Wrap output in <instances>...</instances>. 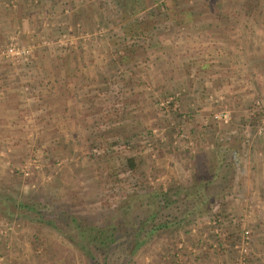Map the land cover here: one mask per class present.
<instances>
[{
  "label": "rangeland",
  "instance_id": "rangeland-1",
  "mask_svg": "<svg viewBox=\"0 0 264 264\" xmlns=\"http://www.w3.org/2000/svg\"><path fill=\"white\" fill-rule=\"evenodd\" d=\"M19 1L0 0V4L4 2L8 6L18 5ZM25 1L29 5L36 4L37 8L42 6V0ZM65 4L69 5L66 6L69 13L72 9L75 12L77 5L81 13H88V23L93 29L89 32L81 31L82 21L78 20L73 31L70 29L45 35L35 43L20 44L10 40L1 44L0 50L14 43L31 47V56L27 62H10L1 57L0 61L22 65L33 61L36 46L65 48L73 46L74 42L77 45L85 40H93L95 48L100 50L97 58L105 62L110 70L105 89L108 95L100 92L102 102L94 120L93 131L88 134V138L84 135L85 141H80L75 148H56L60 142L53 144V140L52 144L47 141L45 147L42 146L43 142L41 145L38 142H27L23 150L14 152L13 159L9 150L0 155V196L9 201L33 200L40 214L26 211L29 217H25L6 214V211L0 210V264H91L89 256L80 246L79 242L83 241L76 237L75 227L71 224L69 228L59 226L58 223L57 226L52 225L56 223H51L52 220L57 221L56 216L62 217L64 213L100 225L111 220L113 223L124 222L131 226L146 218L145 228L160 222L170 223L152 234L134 254L126 253L124 243L127 239L123 235L118 237L119 243L106 255L104 249L93 253L105 264H182L184 246L181 243L192 227L197 228L203 222L207 227L214 226L217 231L222 228L220 233L226 239L235 235L230 240L231 248H227L230 264H236L243 257L238 245L242 242L243 232L248 229L250 239L245 264H249L253 243V231L249 224L254 219L251 212L255 208L252 206L254 198L247 195L241 199L243 208L249 211L245 212L243 209L241 213L226 215L227 210L223 208L230 203L232 197L225 190L231 180L224 179L222 175L228 173L224 170L228 169L225 161L232 159L231 153L236 157V165L240 166L243 159L252 156L251 146L254 151L262 150L254 146L264 141V130L257 132L264 117V101L257 96L245 110L236 112L231 110L225 98L220 100L209 94L204 101L213 106L210 119L216 124L218 133H203L199 149L192 142V145H187L182 151L181 148L184 147L178 143L175 151L179 153L177 158L180 164L172 174L164 142L167 138V125L173 123L175 126L179 115L180 119L186 120V117H182L183 113L179 112L178 99L155 93V90L150 91L148 86H143V90L138 91L144 97H151L145 98L149 103L147 110L143 108V115L138 123L131 121L130 117L133 118L135 110L127 105V101L131 100L134 86L127 84L128 79L126 80L124 73L127 74L125 70L132 68L118 65L123 60L140 63H148L150 60L154 64L163 63L165 67L164 62H169L170 59L167 57L169 45L162 43L167 37L166 33L169 30L173 33V36H169L171 40L181 38L182 28L191 25L194 27L198 22L195 19L189 25L187 21L190 20L181 17V14L178 18H172V14L181 13L184 9L194 13L201 8L213 10L214 3L195 0H61V5ZM252 5L255 4L250 7ZM66 7H62L64 14H68ZM103 15L105 16L101 20ZM260 21H256L254 26H259ZM167 27L169 29L165 31ZM63 34H66V41L58 43L57 40ZM239 39L243 41L242 44H245L246 39L250 43L248 47L244 45L245 48H241L243 52L238 53L241 60L238 59L237 63H241L236 68L240 79L243 77L241 73L250 70V66H245L244 62L255 63L252 60L256 54L264 55V35H241ZM176 52L180 55L179 66L185 71L184 74L178 72V78L183 75L191 83L201 81L198 76L199 66L196 65L201 51L179 49ZM257 60L264 62V59ZM255 76L253 74V78ZM257 76L262 81L259 74ZM147 83L145 81L143 85H148ZM183 88L184 86L178 91V95L186 91ZM24 91L37 93L28 85H25ZM164 101H169L168 108L161 105ZM217 103L218 109L214 110ZM223 103L228 106L230 117L228 120L215 119L214 113L220 111ZM232 112L236 113L232 115ZM150 122L154 126L148 124ZM174 132L184 138L183 130ZM227 148H232V152H226ZM219 151L224 155L221 159L224 162L218 164L215 161L213 164L212 160L221 155ZM194 157L197 161L201 160L203 167L201 165L200 169L187 165L183 169L182 162L188 159L187 162L191 160L193 164ZM128 158H134V169L129 168ZM235 167V172H239V167ZM24 168H28V175L24 174ZM184 171H187V177H182ZM220 192L222 195L217 196ZM228 225L233 229H229Z\"/></svg>",
  "mask_w": 264,
  "mask_h": 264
},
{
  "label": "crops",
  "instance_id": "crops-1",
  "mask_svg": "<svg viewBox=\"0 0 264 264\" xmlns=\"http://www.w3.org/2000/svg\"><path fill=\"white\" fill-rule=\"evenodd\" d=\"M195 1L214 3L213 10L201 8L194 13L184 9L181 13L172 14V18H178L181 14V17L190 20L187 21L189 25L193 24L195 19L198 22L194 27L191 25L182 28L181 38L171 40L169 36H173V33L170 30L166 33L167 37L162 43L169 45L170 52L167 57L170 59L169 62H164L165 67L163 63L154 64L150 63V60L148 63L126 60L118 63L123 68H132L125 70L127 74L124 73L126 80L128 79L127 84L134 86L131 100L127 101V105L136 111H133L131 121L138 123L143 115V108L147 110L148 102L145 98L151 97H144L142 92H139L143 90V86H148L150 91L155 90V93L178 99L179 112L183 113L182 117H186V120L180 119L179 115L178 120L177 118L175 120V126L171 121V125L166 127L167 138L164 142L172 174L180 164L177 158L179 153L175 151L178 143L184 147L181 148L182 151L187 145H192V142L196 149H199L203 133H218L216 124L210 119L213 106L204 101L209 94L216 98H225L231 110L236 112L245 110L257 96L264 101V62L257 60L264 59V55L256 54L252 60L255 63L244 62L245 66H250V70L241 73L243 77L240 79L237 77L239 72L236 68L241 63H237L238 59L241 60L238 53L241 48H245L244 45L248 47L250 44L247 39L245 44H242L239 36L264 35V0ZM245 3L247 6H244ZM40 4L42 6L38 8L36 4L29 5L25 0H20L18 5L8 6L4 2L0 4V45L10 40L20 44L35 43L45 35L75 29L74 25H78L76 23L78 20L82 21L81 31L89 32L93 29L88 23V13H81L78 5L75 12L72 9L69 13L66 7L69 5H61V0H42ZM251 4L255 5L250 7ZM62 7H66L65 11L68 14H64ZM104 16L100 19L103 20ZM258 20H261L259 26H254ZM168 29L169 27L165 31ZM254 41L256 44V40ZM73 44L71 47H51L52 49L36 46L33 61L22 65L0 61V155L9 150L13 159L14 152L23 150L27 142H38L40 145L43 142V147L48 143L60 142L56 148L62 149L63 146H67L71 150L92 133L94 120L102 102L100 92L108 95L105 89L110 70L105 62L97 58L100 50L98 47L95 48L93 40ZM179 49L201 51L196 63L199 66L198 76L201 81L191 83L183 75L178 78V72L182 74L185 72L179 66L180 55L176 52ZM128 73L134 75L127 77ZM253 74H256L254 78ZM257 74L262 81L257 79ZM145 81H148V85H143ZM25 85L37 93L24 91ZM183 86L186 91L178 95ZM215 109H218V103L217 107L214 105ZM234 114L232 112V115ZM148 124L154 126L153 122ZM179 129L184 131L183 136L187 140L176 135L174 131ZM215 146L219 150L217 144ZM251 147L252 156L243 159L242 165H236L233 153L232 159L230 158L229 162L225 161L228 169L224 170L228 173L225 172L222 177L231 180L225 191L229 192L232 198L223 209L227 210L225 213L228 216L241 213L244 209L242 197L249 195L254 198L252 206L255 208L251 211L254 219L249 224L253 231L252 256L249 264H264V141L254 146L256 149L261 148L262 153L254 151L253 146ZM226 152H232V148H227ZM223 156L221 154L218 159L212 160L213 164L215 161H218V164L223 163L221 160ZM187 161L182 162L183 169L187 165L189 167L194 165L200 169L203 167L201 160L197 161L196 157L193 164L191 160ZM234 166L239 167V172H235L237 169ZM186 172H183L182 177H187ZM216 195L221 196L222 193ZM221 229L217 231L214 226L207 227L205 222L199 223L197 228L192 227L181 243L184 246L182 264H230L227 248H231L230 240H233L235 235H231V239H226L221 235Z\"/></svg>",
  "mask_w": 264,
  "mask_h": 264
},
{
  "label": "trees",
  "instance_id": "trees-1",
  "mask_svg": "<svg viewBox=\"0 0 264 264\" xmlns=\"http://www.w3.org/2000/svg\"><path fill=\"white\" fill-rule=\"evenodd\" d=\"M129 163V168H135V160L134 158L127 159ZM1 208H4L2 210ZM0 210L6 211V214H17L23 215L25 217H29V212H34L38 214L39 208L36 207L33 200L25 201V200H17V201H9V199H4L0 196ZM28 213H27V212ZM40 215V214H38ZM56 220H52L51 223L53 226L64 225L69 228L71 224L72 227L76 229V237L83 242H79L82 249L85 250V253L89 256L91 264H105L104 261L100 262L93 253L105 250L104 255L113 247L116 246L118 242V237L123 235L126 237L125 250L126 253L131 255L134 254L137 250H139L144 244L145 241L152 236L159 229L167 227L170 223L160 222L151 225L149 228H145L147 226V218L143 219L137 223H134L131 226L126 225L124 222L122 223H113L111 220L106 224L100 225L96 223H91L86 219L75 217L69 213L62 214V217L56 216ZM61 222V223H59ZM112 222V223H111ZM143 232L144 234L142 235ZM78 243V245H79Z\"/></svg>",
  "mask_w": 264,
  "mask_h": 264
},
{
  "label": "built area",
  "instance_id": "built-area-1",
  "mask_svg": "<svg viewBox=\"0 0 264 264\" xmlns=\"http://www.w3.org/2000/svg\"><path fill=\"white\" fill-rule=\"evenodd\" d=\"M66 39H67L66 34L65 35L63 34L61 38L57 40V42L62 43V41L64 40L65 42ZM31 52H32V48L29 46L10 43L9 45L5 46L3 49L0 50V57L10 62H27L31 56ZM219 99L221 100L222 97H220ZM168 103L169 101H164V102H161V105L164 106L165 108H168ZM229 117H230V112H229L228 106L224 103L221 105L220 111L217 113H214L215 119L228 120ZM261 123L262 125L260 127L259 126L257 127L258 133H261L264 130V117L262 118ZM23 171L25 175L29 174L28 168L26 169L24 168ZM242 237H243L242 242L240 243V245H238V247L243 257L240 258L236 264H245V262L247 261L245 255L247 254V245L250 239V231L246 229L243 232Z\"/></svg>",
  "mask_w": 264,
  "mask_h": 264
}]
</instances>
